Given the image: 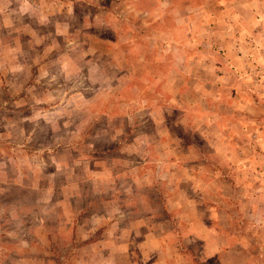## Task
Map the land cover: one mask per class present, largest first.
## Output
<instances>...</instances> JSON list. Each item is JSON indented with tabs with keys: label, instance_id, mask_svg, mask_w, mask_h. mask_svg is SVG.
Wrapping results in <instances>:
<instances>
[{
	"label": "rangeland",
	"instance_id": "1",
	"mask_svg": "<svg viewBox=\"0 0 264 264\" xmlns=\"http://www.w3.org/2000/svg\"><path fill=\"white\" fill-rule=\"evenodd\" d=\"M0 264H264V0H0Z\"/></svg>",
	"mask_w": 264,
	"mask_h": 264
},
{
	"label": "crops",
	"instance_id": "2",
	"mask_svg": "<svg viewBox=\"0 0 264 264\" xmlns=\"http://www.w3.org/2000/svg\"><path fill=\"white\" fill-rule=\"evenodd\" d=\"M242 94H243V93H239V97L242 96ZM88 243H89V241H88Z\"/></svg>",
	"mask_w": 264,
	"mask_h": 264
}]
</instances>
